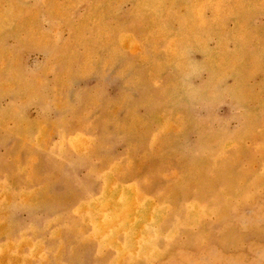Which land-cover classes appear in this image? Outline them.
<instances>
[{
	"label": "rangeland",
	"instance_id": "obj_1",
	"mask_svg": "<svg viewBox=\"0 0 264 264\" xmlns=\"http://www.w3.org/2000/svg\"><path fill=\"white\" fill-rule=\"evenodd\" d=\"M0 264H264V0H0Z\"/></svg>",
	"mask_w": 264,
	"mask_h": 264
}]
</instances>
